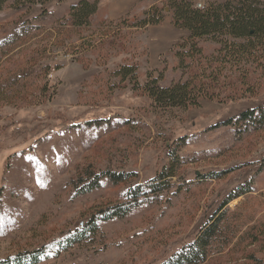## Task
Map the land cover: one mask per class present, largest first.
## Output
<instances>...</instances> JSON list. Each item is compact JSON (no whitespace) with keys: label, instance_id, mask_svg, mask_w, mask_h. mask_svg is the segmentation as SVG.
<instances>
[{"label":"rangeland","instance_id":"obj_1","mask_svg":"<svg viewBox=\"0 0 264 264\" xmlns=\"http://www.w3.org/2000/svg\"><path fill=\"white\" fill-rule=\"evenodd\" d=\"M80 1L0 10V262L164 264L214 220L202 264H264V69L251 68V94L154 106L148 82L209 74L219 46L196 41L202 56H185L189 32L173 26L170 0H137L112 22L104 12L117 0H85L96 13L73 27ZM186 1L203 10L231 0ZM155 13L161 22L142 27ZM91 172L100 179L87 189Z\"/></svg>","mask_w":264,"mask_h":264},{"label":"trees","instance_id":"obj_2","mask_svg":"<svg viewBox=\"0 0 264 264\" xmlns=\"http://www.w3.org/2000/svg\"><path fill=\"white\" fill-rule=\"evenodd\" d=\"M8 0H0L1 7ZM169 8L173 11V26L180 30L189 32L188 41L191 43L189 51L185 54L192 57H201V49L196 41L211 40L219 46L212 57H209V74L200 73L191 76L187 82H179L168 88H160L156 80H151L144 87V91L151 99L154 106L160 108H180L188 109L199 106V100H218V90L233 94L230 99L239 96V93H250L252 74L251 68L264 69V1L263 0H231L224 4H211L203 10L192 8L186 0H170ZM96 2L80 1L70 8V21L74 27L87 26L89 18L96 13ZM157 14L151 19H144L140 23L143 26L159 24L160 18L155 19ZM179 53L177 56H180ZM182 56V55H181ZM189 57V56H188ZM130 67L122 69L124 77L131 74ZM235 74L231 76L230 74ZM254 85L256 81L253 82ZM239 87H238V86ZM253 85V86H254ZM243 87H247L243 91ZM221 92V93H222ZM264 124V110L257 112ZM255 111H247L241 115L242 119H251ZM172 168V167H171ZM173 169V168H172ZM89 177L87 189H91L92 184L99 180L98 175ZM173 170L167 177H173ZM103 177L109 179L114 184L126 181L123 175L106 173ZM219 178L218 175L214 176ZM90 186V187H89ZM152 189L159 190L160 185L152 186ZM139 188L130 192L132 198H136ZM119 207L116 210H123ZM93 222L91 223L92 229ZM216 221L212 222L204 229L201 236L195 243L184 249L173 259L164 264H202L206 261L208 247L211 239L216 236ZM90 229V230H91ZM33 258H22L17 256L14 261L6 260L0 264H25L31 262ZM36 259L34 258V261ZM254 264H259L254 261Z\"/></svg>","mask_w":264,"mask_h":264},{"label":"crops","instance_id":"obj_3","mask_svg":"<svg viewBox=\"0 0 264 264\" xmlns=\"http://www.w3.org/2000/svg\"><path fill=\"white\" fill-rule=\"evenodd\" d=\"M103 2H105V0ZM109 4L110 5L107 7V9L104 12L105 14L103 18L105 20H108L109 22H112V21H116L117 19H120L121 17L127 14H130L134 10V8L137 7L138 1L137 0H117Z\"/></svg>","mask_w":264,"mask_h":264},{"label":"built area","instance_id":"obj_4","mask_svg":"<svg viewBox=\"0 0 264 264\" xmlns=\"http://www.w3.org/2000/svg\"><path fill=\"white\" fill-rule=\"evenodd\" d=\"M197 8H199V9L201 8V7L199 6V4L197 5Z\"/></svg>","mask_w":264,"mask_h":264}]
</instances>
